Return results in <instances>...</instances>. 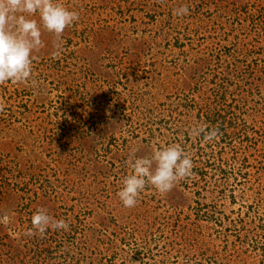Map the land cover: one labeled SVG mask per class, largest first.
<instances>
[{
    "label": "rangeland",
    "instance_id": "rangeland-1",
    "mask_svg": "<svg viewBox=\"0 0 264 264\" xmlns=\"http://www.w3.org/2000/svg\"><path fill=\"white\" fill-rule=\"evenodd\" d=\"M58 2L79 20L0 84V264H264V0ZM173 143L192 174L124 207L129 153ZM40 208L69 230L28 235Z\"/></svg>",
    "mask_w": 264,
    "mask_h": 264
},
{
    "label": "clouds",
    "instance_id": "clouds-1",
    "mask_svg": "<svg viewBox=\"0 0 264 264\" xmlns=\"http://www.w3.org/2000/svg\"><path fill=\"white\" fill-rule=\"evenodd\" d=\"M187 5L174 9V15H188ZM79 20V12L70 10L58 0H0V84L27 83L33 75L35 53L44 47L42 30L54 33L58 40L67 27ZM59 47V45H57ZM205 133V141L217 136L215 130L203 125L192 128L191 134ZM131 169L122 180L117 196L124 207L137 205L147 186L160 194L169 192L179 181L192 174L193 157L180 144H167L154 148L150 156L129 153L125 161ZM8 217L0 218L7 222ZM28 235L44 234L47 230H69L66 219H56L43 208L31 216Z\"/></svg>",
    "mask_w": 264,
    "mask_h": 264
}]
</instances>
